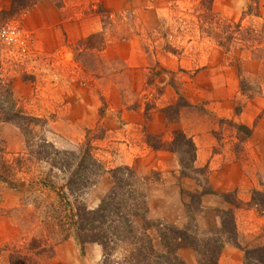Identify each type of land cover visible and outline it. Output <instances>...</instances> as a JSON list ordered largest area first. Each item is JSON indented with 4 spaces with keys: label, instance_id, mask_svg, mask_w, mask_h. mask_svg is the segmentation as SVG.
Segmentation results:
<instances>
[{
    "label": "rangeland",
    "instance_id": "1",
    "mask_svg": "<svg viewBox=\"0 0 264 264\" xmlns=\"http://www.w3.org/2000/svg\"><path fill=\"white\" fill-rule=\"evenodd\" d=\"M207 1L0 0V28L26 34L23 49L0 43V264L11 254L30 264H102L101 246L78 245L72 223L80 206H99L120 166L135 172L148 221L182 228L195 219L205 241L221 213L244 207L232 191L237 208L188 213L203 177L184 178L175 153L147 144L170 141L178 128L208 131L224 103L233 112L257 103L254 122L264 119V0ZM176 103L191 106L169 124L161 110ZM231 131L216 134L228 137L226 161L242 158ZM87 147L97 166L88 157L82 170ZM195 166L209 185L207 165ZM70 179L84 185L70 192ZM110 247L120 261L128 249Z\"/></svg>",
    "mask_w": 264,
    "mask_h": 264
},
{
    "label": "trees",
    "instance_id": "2",
    "mask_svg": "<svg viewBox=\"0 0 264 264\" xmlns=\"http://www.w3.org/2000/svg\"><path fill=\"white\" fill-rule=\"evenodd\" d=\"M213 1L209 0L206 3L210 6ZM16 3L14 1V4ZM32 4L31 0H26L24 7H29ZM190 106L188 103L181 105L176 103L163 108L161 113L169 124H175L181 109ZM239 112L240 110L236 109V113ZM219 123L220 125H228L236 132L235 137L238 140L236 147H239V144H242L252 135V129L246 125L226 119H219ZM148 139L147 144L151 149L169 151L177 155L180 171L184 178L190 177L189 172L200 174L203 177L205 188L190 193V204L186 205L188 213L191 210L198 212L202 197L214 194V191L210 189L204 171L195 166L197 149L192 138L178 128L171 131L170 141L163 140L161 137L157 141L152 137H148ZM240 151L242 152V149ZM39 154L44 153L40 152ZM44 155L46 157L48 153ZM88 157L91 158V165L97 166L96 160L92 158L90 149L87 147L79 164V167L82 166V170L85 167L81 161ZM69 165L66 164L68 168ZM109 172L114 185L108 194L94 210L80 206L76 214L78 220L72 223V225H76V235L73 238L78 245L94 243L101 246L102 264H185L177 255L178 250L182 248L194 249L200 257L198 264H218L221 250L227 242L243 250L244 264H264V246H240L237 240L233 211L221 213L217 237L205 241L203 240L205 233H202L196 226L195 219L182 228L171 224L148 221L145 196L135 187L134 178L136 175L133 169L120 166L111 169ZM81 184L83 183L70 179L68 181L69 191L73 192ZM252 195L254 206L258 208L260 213L264 214V193L254 189ZM222 198L235 208L239 205L237 200L233 201L230 198V193L222 194ZM136 219H140L142 222L137 228L134 223ZM110 245L113 247L127 245L128 249L124 250L125 255L121 261L111 259ZM29 260V257L11 254L8 263L30 264L28 263Z\"/></svg>",
    "mask_w": 264,
    "mask_h": 264
},
{
    "label": "crops",
    "instance_id": "3",
    "mask_svg": "<svg viewBox=\"0 0 264 264\" xmlns=\"http://www.w3.org/2000/svg\"><path fill=\"white\" fill-rule=\"evenodd\" d=\"M73 3L84 5V3L88 4L89 0H73ZM229 105V103H224L223 109L216 114L218 122L219 119L231 120L252 129L250 138L241 144L242 152H239V156H242V158H237L238 160L233 158V161L221 159L222 155L226 154L225 147L228 137L226 138L225 134L221 135V141L219 142L216 134L218 133V127L222 131L224 129L232 130L226 124L220 125L218 123L217 126L216 122L210 120L208 121L210 124L209 130L200 132V134H187L183 130L192 138L197 148L196 164L202 161L203 164L207 165L209 186L215 192L213 195L204 196L201 205L203 210H206L204 213L206 217H215L216 208L219 211L226 205L221 194L235 191L236 198L244 206L234 211L237 240L240 246L245 247L255 243H257L255 246H264V214L260 213L256 206L249 205L251 204L252 190H259L263 187L259 180L264 182V119L254 122V114L259 111L256 107L257 103L256 106H251V108L247 105L243 106L244 108L242 107L239 113H236V109L233 112L228 107ZM216 225L218 228L220 227L219 217ZM178 256L186 264L198 263V253L192 248L178 250ZM243 260V250L227 242L221 250L218 264H243Z\"/></svg>",
    "mask_w": 264,
    "mask_h": 264
},
{
    "label": "built area",
    "instance_id": "4",
    "mask_svg": "<svg viewBox=\"0 0 264 264\" xmlns=\"http://www.w3.org/2000/svg\"><path fill=\"white\" fill-rule=\"evenodd\" d=\"M26 34L18 27L7 25L0 28V43L9 46H19L23 49Z\"/></svg>",
    "mask_w": 264,
    "mask_h": 264
}]
</instances>
